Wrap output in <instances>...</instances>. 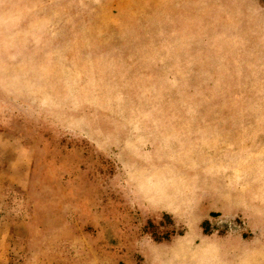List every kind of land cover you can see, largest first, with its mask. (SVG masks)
Masks as SVG:
<instances>
[{"label":"rangeland","instance_id":"rangeland-1","mask_svg":"<svg viewBox=\"0 0 264 264\" xmlns=\"http://www.w3.org/2000/svg\"><path fill=\"white\" fill-rule=\"evenodd\" d=\"M0 264H264V0H0Z\"/></svg>","mask_w":264,"mask_h":264},{"label":"trees","instance_id":"trees-1","mask_svg":"<svg viewBox=\"0 0 264 264\" xmlns=\"http://www.w3.org/2000/svg\"><path fill=\"white\" fill-rule=\"evenodd\" d=\"M156 236V235H155Z\"/></svg>","mask_w":264,"mask_h":264}]
</instances>
